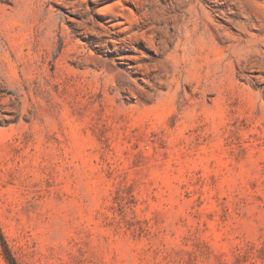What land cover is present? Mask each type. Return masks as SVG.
Instances as JSON below:
<instances>
[{
	"label": "rangeland",
	"instance_id": "obj_1",
	"mask_svg": "<svg viewBox=\"0 0 264 264\" xmlns=\"http://www.w3.org/2000/svg\"><path fill=\"white\" fill-rule=\"evenodd\" d=\"M0 264H264V0H0Z\"/></svg>",
	"mask_w": 264,
	"mask_h": 264
},
{
	"label": "bare ground",
	"instance_id": "obj_2",
	"mask_svg": "<svg viewBox=\"0 0 264 264\" xmlns=\"http://www.w3.org/2000/svg\"><path fill=\"white\" fill-rule=\"evenodd\" d=\"M116 5V4H115ZM111 7H114V6H111ZM108 9V8H107ZM112 9V8H111ZM118 9H119V7H118ZM121 9V8H120ZM123 9V8H122ZM116 9L114 8V11H115ZM121 13V12H120Z\"/></svg>",
	"mask_w": 264,
	"mask_h": 264
}]
</instances>
